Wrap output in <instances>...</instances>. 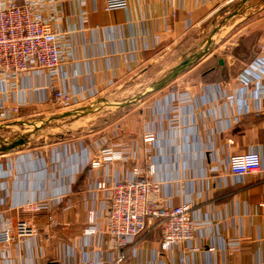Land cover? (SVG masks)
I'll list each match as a JSON object with an SVG mask.
<instances>
[{"label": "crops", "instance_id": "1", "mask_svg": "<svg viewBox=\"0 0 264 264\" xmlns=\"http://www.w3.org/2000/svg\"><path fill=\"white\" fill-rule=\"evenodd\" d=\"M6 1L0 0V5ZM237 1H40L45 14L56 17L66 56L53 78L36 71L19 79H0V92L5 89L14 96V101L9 97L4 104L20 108L12 120L0 119V125L47 122L40 128L44 129L69 116L53 117L96 105L130 80L150 73L160 62L179 57L177 65L180 57H192L204 49L213 38L212 33L207 36L208 29L221 15L230 12L227 15L233 17ZM240 24L229 23L231 32L221 33L208 53L168 84L151 92L155 83L141 88L133 102L112 106L118 111L107 117L78 118L74 129L63 127L64 133L56 137L48 133L54 138L48 135L37 144L21 135L12 143L4 141L0 147V225L7 217L12 224L27 218L42 231L49 212L55 213L58 225L41 251L32 237L0 246V264H80L84 250L106 264L111 249L103 231L104 193L95 191V183L102 177L99 170L87 166L90 158L98 156L102 142L136 149L127 161L110 164L107 177L127 176L135 165L146 172L152 164L155 171L150 178L160 188L157 203L189 204L196 224L190 242L168 251L159 247V228L147 227L138 238L136 252L128 254L132 264H264V171L236 177L227 165L228 157L251 147L264 160V109L258 114L243 111L238 95L241 84L236 79L257 53L245 57L249 53H244L245 45L264 44V25L255 38L249 24L238 28ZM225 28L226 24L222 30ZM235 30L246 33L234 47ZM195 46L199 48L188 56ZM222 49L226 52L218 54ZM51 82L71 92L81 91L76 103L59 109L47 103ZM247 103L252 110L250 98ZM148 133L154 140L145 143L143 137ZM33 200L47 201L49 210L21 208ZM90 208L100 230L83 247Z\"/></svg>", "mask_w": 264, "mask_h": 264}, {"label": "built area", "instance_id": "2", "mask_svg": "<svg viewBox=\"0 0 264 264\" xmlns=\"http://www.w3.org/2000/svg\"><path fill=\"white\" fill-rule=\"evenodd\" d=\"M43 0H7L0 5V79L7 77L19 79L26 74L43 71L53 78L64 61L66 53L62 44L63 32L56 24V17L45 14L41 8ZM50 7L54 8L53 1ZM28 76V75H27ZM237 81L240 82L238 95L244 112L258 114L264 109V44L260 45L255 57L242 69ZM50 97L46 101L57 108L74 105L81 92H71L49 84ZM14 96L8 90L0 92V119L12 120L20 111L18 105L6 106L5 99ZM184 101L188 95L182 94ZM246 97V98H245ZM253 102L252 110L247 99ZM263 101V104H261ZM263 105V106H262ZM263 108V109H262ZM154 140L152 134L143 137L145 143ZM132 149L126 146L98 145V156L90 158L87 166L99 170L101 179L95 183V191H102L105 205L104 233L105 242L110 246V256L106 264H132L128 260L130 252H136V243L143 231L157 227L161 233L159 247L168 251L179 243L190 242L196 224L189 212V204L159 205L155 195L159 192V183L150 176L155 168L148 165L146 172L139 165L130 168L127 176L113 175L109 178L110 164L127 161ZM134 149L133 152H135ZM228 169L236 177H243L250 172L264 171V160L259 150L251 147L248 151L232 155L227 159ZM21 208L24 211L41 212L49 210L45 200L26 201ZM96 213L93 208L87 211V226L83 229V247H88L91 238L100 229L96 225ZM46 228L38 230L37 225L27 218H20L13 224L5 218L0 225V246L15 240L21 241L32 237L39 251L44 243L52 238V229L58 225L54 212L46 214ZM237 246V242H231ZM80 264H104L91 258L86 250L82 252ZM73 264V263H68Z\"/></svg>", "mask_w": 264, "mask_h": 264}, {"label": "rangeland", "instance_id": "3", "mask_svg": "<svg viewBox=\"0 0 264 264\" xmlns=\"http://www.w3.org/2000/svg\"><path fill=\"white\" fill-rule=\"evenodd\" d=\"M238 3L234 5V10L235 14L233 17L232 15H221L220 18L217 19V22L213 24V26L208 29L207 31V36L212 35L213 38L211 40V48L214 47L216 41H220V35L221 33H228L231 32L229 30V23L233 22H240L241 24L245 25H239L238 28H244L246 27L247 24L250 25L251 27V32L254 33L255 38L257 35V32H259V28L264 25V0H238ZM224 24V25H223ZM226 24V27L224 30H222V26L224 27ZM209 33V34H208ZM246 30H235L234 31V47L236 46L235 43L243 36L245 35ZM253 41L251 39L250 43ZM251 45V47H250ZM199 48V47H192L191 52L188 53L190 55H193L194 49ZM240 48V47H239ZM259 48V45L254 41L253 43L249 44V47L245 45V48L243 49L244 53H249L246 56H249L251 52H256L257 49ZM225 49L218 50V54H224L226 51ZM193 57V56H192ZM181 60L183 58H186V56L180 57ZM179 57L177 58L176 61H163L160 62L156 65L150 73L146 74L145 76L136 79V80H130L128 83H126L123 87L120 89H117L116 92L107 95L106 98H102L98 100L97 104H101L104 102H112V101H126L131 98H134L135 94L141 89L146 86H149L153 83H156L160 81L165 75H167L171 69L176 65L175 63L178 62ZM179 64V63H178ZM59 109V108H57ZM113 111H118L114 110V108L111 107H106L104 109L96 110V111H91L90 113L83 114L81 116H69L67 119L53 122L50 126H47L44 129H40L41 127H33L31 125L27 126H14V127H9V128H0V147L3 146L4 141H11L9 143H12L18 135L27 136L29 137V140L33 144H37L41 140H43L44 137H47L49 134L48 133H54L55 137L58 136L60 133H64V130L62 129L63 127L68 128H73L76 127L75 121L80 118L82 121H86V119L90 118H96L97 120L102 117H107L110 115L111 112ZM38 123V121L34 122ZM82 127V126H81ZM74 129V128H73ZM51 136V135H49ZM54 136H51L49 139H53ZM49 141V140H48ZM7 145H10V144Z\"/></svg>", "mask_w": 264, "mask_h": 264}, {"label": "water", "instance_id": "4", "mask_svg": "<svg viewBox=\"0 0 264 264\" xmlns=\"http://www.w3.org/2000/svg\"><path fill=\"white\" fill-rule=\"evenodd\" d=\"M246 1V0H245ZM211 41H207L206 46L204 47L203 50H201L199 53H196L193 57H188L185 58L184 60H182L179 64H177L176 66H174L171 71L165 75L160 81H158L157 83H155L152 87L151 91H155L160 89L161 87L165 86L166 84H168L171 80H173L181 71H183L187 66H189L191 63L196 62L198 59H200L203 55H205L206 53H208L210 51L209 47H210ZM219 63L222 64L223 61L221 59H219ZM135 99L131 98L129 99L130 102H133ZM129 100H126L127 102H123V101H112V102H104L101 104H96L92 107L89 108H82V109H75L73 111H69V112H65L63 114H60L56 117L53 118H61V117H65V116H81L83 114L86 113H90L91 111H96V110H100L106 107H110V106H123L126 105L130 102H128ZM22 123L27 124V125H31L33 127H42L43 125H46L47 122H42V123H34V122H29V121H22ZM13 125V123H3L0 125V128H9ZM48 264H58L55 261L49 262Z\"/></svg>", "mask_w": 264, "mask_h": 264}]
</instances>
